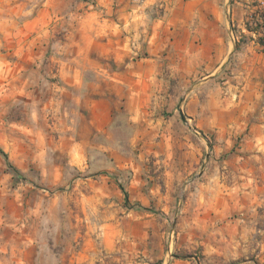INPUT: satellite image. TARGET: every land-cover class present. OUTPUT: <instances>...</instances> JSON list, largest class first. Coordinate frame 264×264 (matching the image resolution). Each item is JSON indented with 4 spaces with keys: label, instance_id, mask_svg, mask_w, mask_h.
Segmentation results:
<instances>
[{
    "label": "rangeland",
    "instance_id": "374dc122",
    "mask_svg": "<svg viewBox=\"0 0 264 264\" xmlns=\"http://www.w3.org/2000/svg\"><path fill=\"white\" fill-rule=\"evenodd\" d=\"M216 3L238 51L152 92L99 0H0V264H264V0Z\"/></svg>",
    "mask_w": 264,
    "mask_h": 264
},
{
    "label": "crops",
    "instance_id": "0c3cea01",
    "mask_svg": "<svg viewBox=\"0 0 264 264\" xmlns=\"http://www.w3.org/2000/svg\"><path fill=\"white\" fill-rule=\"evenodd\" d=\"M99 5L111 18L102 20L99 27L111 35L106 36L107 43L121 42L118 48L122 50L114 51V61L120 64L131 55L124 46L129 42L146 43L145 58L137 62L126 60L121 74L141 82L152 92L170 89L173 70L189 68L188 75L203 67L211 70L223 60L226 52L233 51V47L234 51L239 49L235 50L237 42H231L230 50L224 44L216 0L213 3L207 0L186 3L182 0H146L143 3L99 0ZM256 45V52L264 60V52L257 42ZM128 106L131 118L136 121L138 106L132 101Z\"/></svg>",
    "mask_w": 264,
    "mask_h": 264
},
{
    "label": "trees",
    "instance_id": "16d2710c",
    "mask_svg": "<svg viewBox=\"0 0 264 264\" xmlns=\"http://www.w3.org/2000/svg\"><path fill=\"white\" fill-rule=\"evenodd\" d=\"M245 28L248 32H254L257 34V44L261 48L262 52H264V8H261L257 5L256 10L251 14L250 20H247L245 23ZM239 47L238 43H235V50ZM0 156L4 159L8 168H10L12 175L19 180H24L23 175L17 170L8 160V156L4 151L0 148ZM126 197V196H125Z\"/></svg>",
    "mask_w": 264,
    "mask_h": 264
},
{
    "label": "built area",
    "instance_id": "2783aa9c",
    "mask_svg": "<svg viewBox=\"0 0 264 264\" xmlns=\"http://www.w3.org/2000/svg\"><path fill=\"white\" fill-rule=\"evenodd\" d=\"M132 1H134V2H136V3H143V2H145L146 0H132Z\"/></svg>",
    "mask_w": 264,
    "mask_h": 264
}]
</instances>
